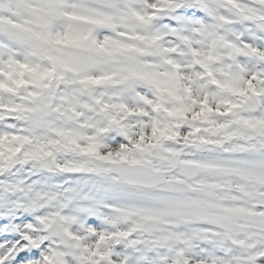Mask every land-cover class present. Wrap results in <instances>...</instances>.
I'll list each match as a JSON object with an SVG mask.
<instances>
[{
    "label": "snow or ice",
    "instance_id": "obj_1",
    "mask_svg": "<svg viewBox=\"0 0 264 264\" xmlns=\"http://www.w3.org/2000/svg\"><path fill=\"white\" fill-rule=\"evenodd\" d=\"M0 264H264V0H0Z\"/></svg>",
    "mask_w": 264,
    "mask_h": 264
}]
</instances>
